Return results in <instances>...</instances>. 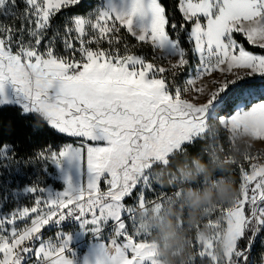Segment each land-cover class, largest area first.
<instances>
[{"label": "snow or ice", "instance_id": "1", "mask_svg": "<svg viewBox=\"0 0 264 264\" xmlns=\"http://www.w3.org/2000/svg\"><path fill=\"white\" fill-rule=\"evenodd\" d=\"M174 11L179 19L161 0L95 7L90 0H0V109L17 106L33 134L72 138L21 158L4 139L12 127L0 128V169L41 166L23 186L18 173L0 179V264H157L137 210L163 205L171 193L153 182L152 170L193 153L214 119L230 137L246 129L264 141V97L237 104L228 118L215 115L231 86L252 95L251 78H264V54L238 39L264 53V0H175ZM144 46L151 59L131 51ZM205 78L213 89L197 86ZM232 143L210 150L228 153ZM244 161L235 165L237 201L204 218L210 236L193 240L192 264H253L257 241L264 247V156L246 153ZM40 175L61 178L64 187L41 186ZM53 228L54 238L45 239ZM85 236L88 253L80 259L72 244Z\"/></svg>", "mask_w": 264, "mask_h": 264}, {"label": "trees", "instance_id": "2", "mask_svg": "<svg viewBox=\"0 0 264 264\" xmlns=\"http://www.w3.org/2000/svg\"><path fill=\"white\" fill-rule=\"evenodd\" d=\"M161 2L165 5L170 16H175L177 19H179V13L174 11L175 0H161ZM62 19L63 18H61V20ZM57 23H60V21ZM126 39L129 41V44L136 43L131 37H127ZM238 39L240 42L245 43V46L249 51H253L256 54H264L260 49L254 48L251 45H247L242 37H238ZM142 48H145L148 53L152 54V50L149 47L144 46ZM121 50L123 51V48H121ZM131 51L135 54L142 55V52H140L138 48H134ZM192 63L195 65L196 60L193 59ZM192 71L193 69L190 68L188 73L192 74ZM185 78H187L185 74L179 75L177 79L178 84L181 85ZM252 85L253 86L251 87V90L262 89L264 88V80L252 81ZM233 89V93L228 98H226V100L223 102V105L217 108L215 113L217 117L229 116L233 113L234 107L237 103V98L241 96L240 89H238L236 86L233 87ZM261 98L262 97L252 100L250 103L246 104V106L250 107L252 104L260 102ZM19 111V108L15 105H8L0 109V128L9 126L12 127L11 131L4 133V139L5 142L15 146L21 158L29 156L30 153L45 143L58 147L65 143L72 142V140L65 139L62 136L51 133L39 135L33 134L29 125V120L21 119L19 116ZM211 126L212 128L207 133L208 139L205 142L198 143L196 147L192 149L193 153L183 158L177 157L173 161L172 165L168 167L158 166L153 169V182L158 184L164 191L171 193V195L169 200L163 205L146 208V217L143 216V212L137 210L138 222L143 226H148L147 231L150 233L151 242L157 244L161 243L162 230L169 218H171L173 222L186 221L189 209L184 206V195L188 189H203L206 187V185L217 180L219 177L229 176L235 179L237 186L239 185V168L238 166L235 167V165L244 160L243 154L250 153L251 155H254L255 151L242 141L233 139V143L228 153H224L218 149L210 150L212 149L213 144H223L225 147H227L228 140L230 139L217 122H214L211 124ZM196 160H199L204 165H206V171H199V165L195 163ZM26 164L28 163L24 162L20 166L22 175L23 171H26L25 176H21L22 178L19 177L17 180V183H20L21 186L30 182L32 179L30 173L33 171V169H39V165H37L35 162L34 165L36 166L33 168H25ZM183 178L186 180L179 183V180H183ZM49 184L50 182L46 183V185ZM172 185H176V189H178V191L173 189ZM150 195L151 194H149V196ZM125 203L128 206H132L134 204V199L126 198ZM212 212H210L207 216H209ZM204 218L201 224L198 225L199 227H208V222ZM198 226L189 229L187 232L188 237L191 239L192 252L195 254L194 259L188 260L187 264H192L196 258V251H194L193 248V240L196 239L199 229ZM184 227L188 228L187 223L184 224ZM257 244H259V240L257 241L256 245ZM196 264H200L199 258L196 260Z\"/></svg>", "mask_w": 264, "mask_h": 264}, {"label": "clouds", "instance_id": "3", "mask_svg": "<svg viewBox=\"0 0 264 264\" xmlns=\"http://www.w3.org/2000/svg\"><path fill=\"white\" fill-rule=\"evenodd\" d=\"M242 133L237 134L239 138ZM249 144L254 141L251 137L247 138ZM199 165V171H206V165L199 160L195 161ZM239 196V188L235 183V179L229 177H219L212 181L203 189H188L184 195V206L189 209L186 221L173 222L171 218L166 222L161 236V243L156 249V259L159 264H187V261L194 259L192 252L191 239L187 232L193 227L201 224L203 218L207 216L213 209L221 205H233ZM187 223L188 228L184 227ZM210 231L207 227H199L197 232L198 238H208ZM224 250L223 244L218 250Z\"/></svg>", "mask_w": 264, "mask_h": 264}, {"label": "rangeland", "instance_id": "4", "mask_svg": "<svg viewBox=\"0 0 264 264\" xmlns=\"http://www.w3.org/2000/svg\"><path fill=\"white\" fill-rule=\"evenodd\" d=\"M90 2L95 7V6H97L101 2V0H90ZM126 41H127V43H129V41L127 39H126ZM103 47H107V45L104 44ZM120 47L123 48V44H121ZM137 48L140 50V52H142V55H144V56L148 57L149 59H151L152 54L148 53L145 50V48H142V47H137ZM60 50L62 51V49H60ZM164 66H167V62H164ZM177 79H178V77H177ZM177 79H176V83L178 84ZM185 79L183 80V83L180 86H183ZM251 80L252 81H261V80H264V78H261L260 76L257 75L255 77H252ZM200 84L207 85V89L208 90H211V89L214 88V85L211 83V80L209 78H205L202 81L198 82V85L197 86H199ZM231 87L233 88L235 86H231ZM251 92H252V95H241L240 97H238L237 98L236 105L239 104V103H241V102H243L246 105V104L250 103L254 99H258L260 97H264V88L257 89V90H251ZM191 96H192V93L185 94V98H190ZM199 102L200 103H203L205 101L203 99H201ZM236 105L234 107V111L236 109ZM6 106H8V105H6ZM234 111H233V113H234ZM231 115H229V116H223V117L228 118ZM214 122H217L219 124L218 119L211 120L210 123L207 125V128L209 129V131L212 128L211 124H213ZM220 127L225 131V133L228 135V137L230 139L242 141L243 143H245V144L249 145L251 148H253L254 151H255V153H254L253 156H258V155L264 156V141H259V140L255 139V138H253V136L249 133L248 130H246V129L245 130H237V131L233 132L232 135H231V137H230L228 131L222 125H220ZM238 133H242V135L239 138H237V134ZM60 136H62V135H60ZM62 137H64L65 139L72 140V138H69V137H66V136H62ZM248 137H251L252 138V140L254 141L253 144H249L248 143V141H247V138ZM244 157H245V154H243V158ZM262 162H264V161H262ZM240 163H243V164H245V166H247V161H244L243 160ZM37 165H39V164H37ZM25 166H26L25 168H33L36 165H34V162H33L31 165L26 164ZM40 167L41 166L39 165V167H38L39 169H37V168L33 169V171L30 173L31 178H34L37 175V173L40 170ZM161 167H163V166H161ZM49 172L52 174L53 177H58V173H57V170L55 168L49 167ZM17 173L19 174V177H21V176L24 177L25 174H26V171H23V175H22V171L20 170V168L17 169L16 171H10V170H7V169H0V178H7V179H9L12 176H16ZM152 173H153V170H152ZM39 179H40V185L41 186H48V185H46V183L47 182H50L49 185L51 187H53L54 189L60 190V189H62L64 187V182H63V179H61V178L51 179V178H48L47 176L40 175ZM73 179H75V174L74 173H73ZM185 180L186 179L183 178V180H179V183H181V182H183ZM57 186H59V187H57ZM101 188L102 189H105L106 188V185H104L103 182L101 183ZM21 202L23 204H29V203H31V200H30V198H22ZM12 207H14V205L13 204H9L6 208L2 209V211H8ZM145 209L140 210L141 212H143V216L144 217L147 216V213L145 212ZM144 229L147 230L148 229V226L145 225L144 226ZM64 230L65 231H76L77 229L73 228L70 225H65ZM55 231H56V229H54V228L51 229V230H46L45 233H44L45 239L54 238ZM107 235H108V230H105L104 237L106 238ZM90 239H91V237L85 236L82 239L76 240L72 244V248L76 252L78 258L82 259L88 253V244H89V240ZM196 239H199L197 237V235H196ZM151 243L155 246V256H156L157 255L156 249L158 247V244L157 243H154V242H151ZM83 253H84L83 257H80ZM157 264H159V261L158 260H157Z\"/></svg>", "mask_w": 264, "mask_h": 264}, {"label": "built area", "instance_id": "5", "mask_svg": "<svg viewBox=\"0 0 264 264\" xmlns=\"http://www.w3.org/2000/svg\"><path fill=\"white\" fill-rule=\"evenodd\" d=\"M264 251V247H262L260 241L259 244L255 245L254 251L252 253V261L253 264H260V253Z\"/></svg>", "mask_w": 264, "mask_h": 264}, {"label": "crops", "instance_id": "6", "mask_svg": "<svg viewBox=\"0 0 264 264\" xmlns=\"http://www.w3.org/2000/svg\"><path fill=\"white\" fill-rule=\"evenodd\" d=\"M84 253L80 256V257H83Z\"/></svg>", "mask_w": 264, "mask_h": 264}]
</instances>
